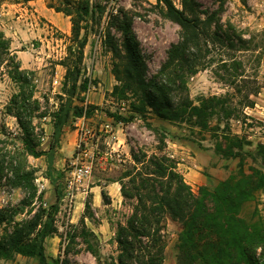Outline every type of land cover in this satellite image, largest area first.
<instances>
[{
    "label": "trees",
    "instance_id": "obj_1",
    "mask_svg": "<svg viewBox=\"0 0 264 264\" xmlns=\"http://www.w3.org/2000/svg\"><path fill=\"white\" fill-rule=\"evenodd\" d=\"M46 1L49 8L69 17L72 25L67 56L59 63L66 68V74L59 107L50 115L53 132L48 151L39 148L34 125L35 112L40 110L35 98V72L22 67L11 50V40L1 29L0 73L5 70L3 74L19 87L8 112L22 131L26 154L34 158L48 157L46 178L49 181L64 177L53 163L64 128L83 113L90 117L96 109L88 105L85 111L82 96L90 85L83 74L82 63L92 33L102 35L105 51L112 54V72L118 82L112 92L114 97L132 98L135 102L131 109L143 119L152 114L165 122L188 121L200 130H208L211 120L216 118L215 153L225 159L238 160L237 173L213 189L200 187L195 193L178 171L174 158L166 153L149 156L132 149L134 165L120 181L123 203H128L132 212L125 224L117 226V257L103 264H164L167 218L180 225L176 264H264V210L258 203V195L264 192V143H258L253 152L247 151L246 147L252 142L230 129V121L249 118L245 109L254 108V97L263 87L255 86L243 95V87L251 82L244 75L243 63L234 59L221 66L226 71L224 80L235 88L234 94L202 97L195 102L188 87L191 76L210 66L207 59L210 45L242 51L247 50L249 41L237 35L232 25L226 28L222 25L219 10L203 12L198 0H182L181 9L172 0H155L165 16L181 27V37L171 45L158 73L147 79V64L132 29L133 19L114 6V0ZM113 29L122 33V43ZM232 96L240 97L238 104L233 103ZM110 116L117 123H130L136 118ZM223 120L226 123L221 132ZM164 147L165 140L161 137L159 150L163 151ZM8 156L0 149V182L5 180L14 189L23 190L24 197L0 209V232L3 230L0 264L15 255L37 258L40 264H70V249L64 253V258L50 260L46 255L45 241L58 233L55 224L58 204L44 206V192L38 193L35 171ZM258 162L262 167H256ZM102 199L110 204V197L104 191ZM26 212L29 218L19 221L18 217ZM91 214V201L87 200L81 218L82 235L88 249L98 255L89 240L95 234L85 226V219ZM75 239L76 235L71 234V243Z\"/></svg>",
    "mask_w": 264,
    "mask_h": 264
},
{
    "label": "rangeland",
    "instance_id": "obj_2",
    "mask_svg": "<svg viewBox=\"0 0 264 264\" xmlns=\"http://www.w3.org/2000/svg\"><path fill=\"white\" fill-rule=\"evenodd\" d=\"M11 3L20 4V0H10ZM20 1V2H18ZM174 4L181 9L182 0H172ZM200 9L205 13H211L219 10V18L222 25L226 28L227 25H232L237 35L249 41L247 50L230 51L226 48H214L209 46L211 50L207 56L209 67L198 72L188 79V87L190 97L198 102L199 98L221 96L227 93L234 94L235 88L224 80L226 71L221 68L222 63H230L238 60L243 63L244 75L251 83L248 87H243V95L247 94L250 89L255 86L263 87L260 91L262 93L261 100L264 104V0H198ZM114 6L126 11L133 19L132 29L140 44L141 52L147 64V79H151L160 70L161 66L167 60L168 52L172 44L177 43L181 37V27L167 18L161 6L155 0H114ZM205 15V14H204ZM204 15H202L204 17ZM30 21L29 13L25 16ZM53 34L55 44L56 40L62 36L57 32L56 28H48ZM113 34L118 41L122 43L123 35L121 32L113 29ZM50 39V38H49ZM68 38L65 42H60V47L57 45L53 55L43 62L33 66L30 69L35 72V98L39 101L40 110L35 112L34 125L36 127L37 142L39 148L48 151L50 139L48 142L41 141L42 136L45 135L43 123L46 122L44 118L50 116L59 107V96L61 95V86L54 90L53 79L56 75L55 64L60 61L61 46L69 44ZM52 41V40H51ZM36 46H40V40H33ZM64 43V44H63ZM46 56V55H45ZM63 57V56H62ZM19 59V58H18ZM26 60H32L30 55L26 56ZM31 65V64H30ZM83 74L90 80V85L102 87V103L99 106H94L98 109L100 114L105 117L114 119L110 114H118L123 117L135 116L136 118L130 123L117 124L119 128V137L122 139L125 150L120 148L123 155L124 162L115 163L112 161L99 160L95 165L92 178L87 183V194L81 195L75 199L73 207L70 209V203L63 201L64 198V178L65 172L68 169L71 158L69 157L63 163H59L56 159L55 150L53 159L54 167L64 177L61 180L50 182L48 188L44 187L46 184L47 170L49 159L47 156L34 158L26 154L22 143V131L17 123V120L9 114L8 109L11 100L15 94L19 92V87L8 77L5 70H2L3 76L0 77V149L3 153L9 155L8 159H14L17 163H22L35 171V184L38 193L44 192V206L49 207L52 204H58L59 213L56 216V227L58 233L45 241L46 255L50 260L58 257L64 258V253L70 249L69 259L70 264H103L111 258H116L118 254L116 243V229L118 224H125L130 216L131 206L123 203L119 207L116 205L105 204L102 201L98 212L92 209V214L85 219V226L88 231H92L95 236L89 238L93 245L94 253L92 254L84 241L82 231L83 224L81 218L83 217L85 207L82 203L87 200L92 201V194L90 187L98 182L104 185V181L121 179L124 173L131 169L134 165L131 150L141 151L147 153L149 156L153 154L166 153L178 162V171L181 173L184 169L179 164L181 159L175 156L173 151V144L180 140L193 143L203 151L209 154L215 153V145L217 138L213 130L217 119L211 120L208 130H200L194 126L192 122L183 123H169L159 120L152 114H147V118L143 119L138 114H135L131 109L135 102L132 98H117L112 92L114 87L118 84L113 75V57L112 54L105 51L102 44V35L92 33L88 43V56L84 57L82 63ZM259 93V94H260ZM259 94L257 97H259ZM234 97V96H232ZM256 102V97H254ZM240 101L239 96L233 99L234 104ZM124 108V109H123ZM245 109V113L247 114ZM248 119L243 117L239 121H230L231 132L240 136L246 137L248 141L255 142L261 138L260 142L264 143V121L248 116ZM155 119V121H153ZM115 122V121H114ZM225 120L221 123V132L224 131ZM161 137L165 140V147L163 151L159 150ZM249 137H252L251 139ZM118 138V136H117ZM256 149V148H255ZM253 146H247V151H254ZM102 150H106L103 145ZM230 162L228 167L234 170L238 169V161L235 159ZM250 162V160H249ZM62 167V168H57ZM8 167L6 173H8ZM256 167H262L261 162L256 163ZM264 169V167H262ZM64 169V171L62 170ZM232 173V172H231ZM233 173H237L233 171ZM232 173V174H233ZM182 174V173H181ZM231 175V174H230ZM229 175V176H230ZM56 177V174H55ZM47 179V178H46ZM102 185V187H103ZM58 189V191L56 190ZM105 191V190H103ZM24 197V191L21 189H14L5 180L0 182V209L9 204H16ZM78 198L81 199V206L77 211ZM258 203H261L260 208L264 210V192L258 195ZM39 204V203H38ZM254 205V204H253ZM83 209L80 217L71 223V214L74 209L75 216L80 214V209ZM77 215V216H78ZM29 218L27 212L18 217V220ZM180 232L179 223L170 218L166 220L165 240L166 253L164 264H176V244ZM3 230L0 232V235ZM76 235V239L71 243L70 235ZM2 264H40L37 258L25 257L22 255H15L12 260H4Z\"/></svg>",
    "mask_w": 264,
    "mask_h": 264
},
{
    "label": "crops",
    "instance_id": "obj_3",
    "mask_svg": "<svg viewBox=\"0 0 264 264\" xmlns=\"http://www.w3.org/2000/svg\"><path fill=\"white\" fill-rule=\"evenodd\" d=\"M29 13L30 21L25 18ZM48 28H56L57 32L62 36L58 40L53 39V32ZM71 21L69 17H66L62 13H57L47 5L46 0H33L28 3L14 4L10 0H0V29L4 32L5 36L11 40V50L17 55L21 61L22 67L25 69H33V66L39 64L50 58L57 47H60V42H65L71 36ZM50 38V39H49ZM33 40H40L41 45L36 46ZM52 40V41H51ZM64 44V43H63ZM55 45V46H54ZM67 42L61 46L60 61L67 56ZM32 57L31 63L26 60V56ZM46 55V56H45ZM63 56V57H62ZM88 56V45L85 48V57ZM60 61L55 64L56 75L53 79L54 90L63 86L64 76L66 74V68L60 65ZM31 64V65H30ZM88 77V74H87ZM62 89V88H61ZM90 89V90H89ZM89 90V92H88ZM88 90L83 93L82 96H87L88 104L91 106H99L103 99L101 96L102 87H94L89 85ZM62 91V90H61ZM62 94V92H60ZM256 97V104L254 108H248L247 115L256 119L264 121V104L262 103L261 96ZM98 109H95L93 114L88 117V123L91 126H96L102 121H113L110 118L105 117L103 114H97ZM46 120L43 123L44 133L50 139L53 132V122L50 116L44 118ZM155 121V119L153 120ZM114 122V121H113ZM117 124L122 123L114 122L116 135L118 136V143L122 150H125L122 139L119 137V128ZM250 139L252 137H249ZM77 140V131L72 124L67 125L61 135L60 146L56 153V159L61 164L66 161L67 158L72 157L75 151V144ZM261 138L258 141L252 142L251 147L255 149ZM173 151L175 156L181 159L182 163L179 164L184 169L182 175L185 182L197 193L200 187H207L210 189L215 188L221 181L227 179L230 174L236 171L232 167H228L232 160L225 159L217 154L207 152L200 149L198 146L190 142L178 141L173 144ZM106 160V159H102ZM237 160V159H235ZM107 161V160H106ZM238 161V160H237ZM238 163V162H237ZM57 168H62L61 166ZM64 171V169H62ZM232 172V173H231ZM46 184L44 187L48 188L50 182L45 178ZM102 180L98 179V182L94 183L90 187V193L92 194L93 207L95 212H98L102 204V191L105 190L110 197L111 205L119 207L122 205L123 197L121 195V179L105 180L104 185L100 184ZM103 185V187H102ZM88 191L80 192L78 196L87 194ZM75 198V199H76ZM76 203V202H74ZM92 205V203H91ZM82 207H85L82 203ZM80 209V214L75 216L74 209L71 214V223L74 224L80 217L83 209Z\"/></svg>",
    "mask_w": 264,
    "mask_h": 264
},
{
    "label": "built area",
    "instance_id": "obj_4",
    "mask_svg": "<svg viewBox=\"0 0 264 264\" xmlns=\"http://www.w3.org/2000/svg\"><path fill=\"white\" fill-rule=\"evenodd\" d=\"M83 105L86 111L89 105L87 96ZM71 124L77 131V140L74 154L65 172L63 198V201L70 203V209L74 205L76 196L85 191L97 161L106 159L115 163L124 162L113 121H102L96 126H91L88 123V116L83 113L74 118ZM48 140L46 134L41 138L43 143ZM103 145L106 146L105 151L102 150Z\"/></svg>",
    "mask_w": 264,
    "mask_h": 264
},
{
    "label": "bare ground",
    "instance_id": "obj_5",
    "mask_svg": "<svg viewBox=\"0 0 264 264\" xmlns=\"http://www.w3.org/2000/svg\"><path fill=\"white\" fill-rule=\"evenodd\" d=\"M76 199H77V198H76ZM80 201H81V199L78 198V202H79V203H78V206H77V211H79V208H80V206H81V202H80ZM75 204H76V203H75Z\"/></svg>",
    "mask_w": 264,
    "mask_h": 264
}]
</instances>
